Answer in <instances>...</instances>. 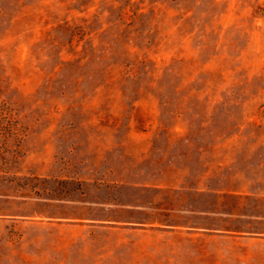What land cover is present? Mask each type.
<instances>
[{
	"label": "rangeland",
	"instance_id": "obj_1",
	"mask_svg": "<svg viewBox=\"0 0 264 264\" xmlns=\"http://www.w3.org/2000/svg\"><path fill=\"white\" fill-rule=\"evenodd\" d=\"M0 264H264V0H0Z\"/></svg>",
	"mask_w": 264,
	"mask_h": 264
},
{
	"label": "trees",
	"instance_id": "obj_2",
	"mask_svg": "<svg viewBox=\"0 0 264 264\" xmlns=\"http://www.w3.org/2000/svg\"><path fill=\"white\" fill-rule=\"evenodd\" d=\"M82 28L80 25H77L74 27V29L71 32V35L73 36L74 34H79L81 36V38L84 36V32L82 31ZM65 193H69V192H65ZM82 193V192H81ZM118 205L116 206V208H118L119 206H124L126 209L129 210H133V209H140V205L139 204H135V203H124V202H116ZM100 207L98 208V210H100L101 212H104L105 210H107L104 207L105 202H100ZM111 209V208H109ZM112 210H115L114 208H112ZM131 212V211H130ZM83 214H65L64 212H60V214L55 215L54 217L57 218H88L92 221H99L101 222H110V223H122L125 225H129L131 227L137 228L140 227L142 225H144L145 223H153V222H157L160 226H173V225H179V224H174V223H170L168 221H165L163 219H154V220H147L146 218H143L142 220H136V219H132V218H109L110 216L106 215V216H91V217H83ZM53 217V216H51ZM217 229H219L217 227ZM223 229H227V228H223Z\"/></svg>",
	"mask_w": 264,
	"mask_h": 264
}]
</instances>
